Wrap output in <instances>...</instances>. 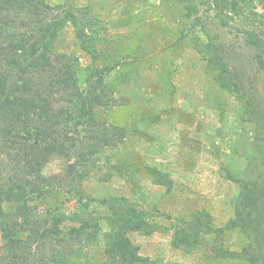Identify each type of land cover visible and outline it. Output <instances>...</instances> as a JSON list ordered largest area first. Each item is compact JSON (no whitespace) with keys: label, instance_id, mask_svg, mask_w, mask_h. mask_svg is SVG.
<instances>
[{"label":"rangeland","instance_id":"1","mask_svg":"<svg viewBox=\"0 0 264 264\" xmlns=\"http://www.w3.org/2000/svg\"><path fill=\"white\" fill-rule=\"evenodd\" d=\"M47 1L54 16L76 12L80 26L97 39V62L81 47L70 20L52 43L55 53L70 57L66 62L74 64L81 90H88V79L104 77L105 98L96 109L97 120L104 124L100 127L93 118H74L67 127L81 142L89 144L90 135L94 137L91 142L98 141L95 132L102 130H108L116 141L102 148L98 166L78 185L93 198L84 213L104 217L109 211L99 200L113 195L136 201L153 221L166 227L152 235L130 234L148 264H253L248 259L214 255L210 249L220 244L240 251L248 242L240 228L220 235L203 232L202 241L189 251L172 245L176 218L192 220L205 209L213 215L215 225L223 227L235 216L237 205L243 204L240 181L262 183L264 178V70L246 44V20L232 15L228 25H223L226 18H217L210 4L193 0L199 6L197 16L221 42L237 80L245 83V103L208 73L206 60L194 49L192 34L177 41L187 0ZM247 6L258 13L264 11L258 0H248ZM59 89L67 92L65 86ZM63 103L65 106L68 99ZM146 165L167 172L174 180L172 189L167 191L166 186L153 182ZM66 170V159L53 157L44 172L52 176ZM75 186H49L46 195L34 196L30 203L42 211L48 204L61 202L72 215L79 207L72 193ZM73 225L77 222L68 218L62 228ZM101 225L103 232L92 245H70L76 254L68 253L69 264H119L107 259L104 233L109 225L104 219ZM17 236L29 239L26 232ZM67 245L58 244L54 253H65ZM7 255L0 232V258ZM45 255V260H53L52 250Z\"/></svg>","mask_w":264,"mask_h":264},{"label":"trees","instance_id":"2","mask_svg":"<svg viewBox=\"0 0 264 264\" xmlns=\"http://www.w3.org/2000/svg\"><path fill=\"white\" fill-rule=\"evenodd\" d=\"M247 1L203 0L202 4H210L217 18H226L223 25H228L232 15L246 20V44L253 48L257 63L264 70V11L249 9ZM258 1L264 7V0ZM53 10L47 0H0V232L8 253L6 258H0V264H69L72 260L68 253L76 254L70 245L90 246L97 241L103 232L102 219L109 225L104 233L108 260H118L119 264H148L147 258L140 254V245L130 234L152 235L166 227L153 221L150 213L140 209L136 201L126 195H113L99 200L109 211L104 217L84 213L93 198L85 195L78 185L98 166L102 148L116 141L108 136V130H102L95 132L98 141L91 142L94 137L90 135L88 144L79 141V135L67 127L74 118H93L97 126L104 124L97 120L96 110L105 98L102 95L104 77L96 81L88 79V90H81L74 64L66 62L70 57L55 53L52 43L70 20L81 47L97 62V39L80 26L76 12L65 11L64 16H54ZM198 12L199 6L187 0L177 41L192 34L194 49L206 60L208 73L221 87L246 103L245 83L240 78L237 80L221 42L197 16ZM96 71L100 73L101 69ZM63 86L67 87L66 93L59 89ZM67 99L65 107L63 102ZM53 157L66 159L65 174L47 176L44 172ZM145 169L153 182L166 186L167 191L172 189L174 180L167 172L151 165ZM240 182L243 204L237 205L235 216L225 226L217 227L213 215L205 209L198 211L192 220L176 218L173 247L189 251L202 241L203 232L220 235L240 228L248 237L240 251L220 244L210 249L223 258L264 264V178L262 183L260 180ZM67 184L77 185L72 190L79 202L74 214H67L61 202L57 206L48 204L42 211L31 205L34 196L42 198L49 192V186L57 188ZM68 218L77 225L64 230L62 224ZM21 232H26L29 239L18 237ZM63 243L68 244L64 248L66 252L55 254L57 245ZM48 250L53 251V260H45Z\"/></svg>","mask_w":264,"mask_h":264}]
</instances>
